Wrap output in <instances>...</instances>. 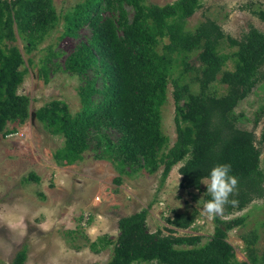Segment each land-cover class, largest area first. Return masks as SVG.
Listing matches in <instances>:
<instances>
[{"label": "trees", "instance_id": "1", "mask_svg": "<svg viewBox=\"0 0 264 264\" xmlns=\"http://www.w3.org/2000/svg\"><path fill=\"white\" fill-rule=\"evenodd\" d=\"M201 8L202 0H176L163 6L144 0H84L61 15L53 0H0V135L14 134L16 129L9 125L30 118V97L19 93L27 68L16 45L17 32L32 52L61 22L62 36L77 37L80 29L89 27L91 35L65 61L68 72L95 73L80 88L82 110L73 116L67 103L54 100L36 111L40 122L65 139L55 153L57 162L72 165L81 160L95 138V151L101 150L96 156L115 160L122 172L128 167L153 174L163 167L165 182L173 167L182 163L181 187L204 192L203 201L209 197L202 178L215 164H230L237 185L229 200L235 203L223 206V216L264 199L257 146L264 144V127L259 137L241 128L235 111L264 80V32L251 26L238 40L212 19L189 29V19ZM255 13L264 21V10ZM54 56L50 51L40 69L45 82ZM170 83L176 124L171 147L161 115ZM258 113L256 124L264 107ZM108 130L120 134L116 142ZM25 180L39 182L40 177L31 173ZM148 210L118 220L113 256L97 264H264V247L256 246L258 232L243 237L247 260H238L228 241L229 232L243 226L245 217L216 216L214 234L204 244L203 236L177 235L178 229L194 225L198 210L168 217L169 234L149 231ZM111 244L104 236L91 248L98 253ZM27 259L28 247L23 245L11 264H26Z\"/></svg>", "mask_w": 264, "mask_h": 264}, {"label": "rangeland", "instance_id": "2", "mask_svg": "<svg viewBox=\"0 0 264 264\" xmlns=\"http://www.w3.org/2000/svg\"><path fill=\"white\" fill-rule=\"evenodd\" d=\"M53 1L62 15L84 0ZM175 1L144 0L147 4L161 6ZM259 10H264V0H202V8L189 19L188 28L194 29L200 22L212 19L226 34L240 40L251 26L264 32V21L255 13ZM62 23L32 52L26 50V42L17 32L16 45L25 60L23 68H27L19 93L30 97L31 108L30 118L25 123L9 125V129H16L14 134L0 135V264H11L23 245L28 247L26 264L106 263L113 256L120 234L118 220L145 208H149V231L154 233L161 229L164 234H169L166 228L171 226L166 219L175 212L198 210L194 225L187 230L178 229L177 235H200L204 244L214 234L216 216L245 217L244 225L228 234L237 259L247 260L243 237L253 231L259 234L257 248L263 249L264 199L255 200L243 211L229 216L222 213L209 216L200 211L204 192L181 187L179 168L182 163L173 167L165 182H162L163 167L153 174L143 169L132 172L128 167L122 172L115 160L96 156L101 150L95 151V134L91 136L95 140H90L89 149L81 160L72 165L57 162L55 153L64 146L65 139L40 122L36 111L59 100L69 105L73 116L77 115L82 110L80 88L95 76L93 71L80 76L65 70L67 57L91 35V29H80L77 37L62 36ZM50 51L55 56L48 62L49 81L45 82L40 69L46 64L44 61ZM196 56L192 62H196ZM229 67L232 68V63ZM173 90L170 83L161 111L163 132L169 137L170 147L176 141ZM263 107L264 80L237 106L239 126L259 137L264 115L260 116L259 124L256 118ZM106 133L114 142L120 137L115 130ZM257 146L264 171V144L257 143ZM31 173L39 176L40 181L25 180ZM202 189H206L203 183ZM104 236L113 244L98 253L93 251L91 243Z\"/></svg>", "mask_w": 264, "mask_h": 264}, {"label": "clouds", "instance_id": "3", "mask_svg": "<svg viewBox=\"0 0 264 264\" xmlns=\"http://www.w3.org/2000/svg\"><path fill=\"white\" fill-rule=\"evenodd\" d=\"M201 182L206 185L205 193L209 197L203 201L201 212L209 216L218 215L226 203H235L234 200H229L237 185V177L231 173L230 164H215Z\"/></svg>", "mask_w": 264, "mask_h": 264}]
</instances>
